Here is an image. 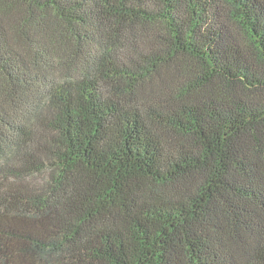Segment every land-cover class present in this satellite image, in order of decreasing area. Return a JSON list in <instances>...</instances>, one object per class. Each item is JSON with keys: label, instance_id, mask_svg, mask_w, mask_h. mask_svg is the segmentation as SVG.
<instances>
[{"label": "trees", "instance_id": "obj_1", "mask_svg": "<svg viewBox=\"0 0 264 264\" xmlns=\"http://www.w3.org/2000/svg\"><path fill=\"white\" fill-rule=\"evenodd\" d=\"M0 264H264V0H0Z\"/></svg>", "mask_w": 264, "mask_h": 264}]
</instances>
